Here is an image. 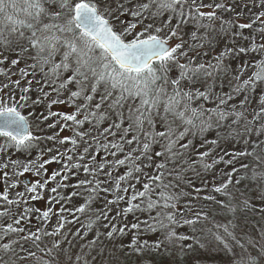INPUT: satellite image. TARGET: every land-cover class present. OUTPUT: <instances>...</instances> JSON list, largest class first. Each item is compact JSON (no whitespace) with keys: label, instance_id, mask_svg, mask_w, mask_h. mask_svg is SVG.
<instances>
[{"label":"snow or ice","instance_id":"obj_1","mask_svg":"<svg viewBox=\"0 0 264 264\" xmlns=\"http://www.w3.org/2000/svg\"><path fill=\"white\" fill-rule=\"evenodd\" d=\"M203 253L264 264V0H0V264Z\"/></svg>","mask_w":264,"mask_h":264},{"label":"rangeland","instance_id":"obj_2","mask_svg":"<svg viewBox=\"0 0 264 264\" xmlns=\"http://www.w3.org/2000/svg\"><path fill=\"white\" fill-rule=\"evenodd\" d=\"M245 2H247V0H245ZM253 11H256V9H253ZM205 51H208V49H205ZM212 55H213V53L209 52V57H211ZM68 134H70V133H68ZM69 147H70V145H69ZM37 151H39V149ZM15 155L16 154L13 153L14 157H15ZM46 167H49L50 171H55V170L58 169L59 166L57 164L53 163L52 165L46 166ZM23 179H29L30 182H31V181H34L35 177L31 173H26ZM52 186H54V182H53ZM41 203L42 202L33 201L32 205L35 206V207H40ZM130 219H131V217H130ZM161 260H162L161 257H159V256L156 257V261L157 262H160ZM132 264H135V258L134 257H133V260H132ZM145 264H147V261H145ZM199 264H222V262H221L219 257L214 256L213 254L203 253V254L200 255Z\"/></svg>","mask_w":264,"mask_h":264},{"label":"flooded vegetation","instance_id":"obj_3","mask_svg":"<svg viewBox=\"0 0 264 264\" xmlns=\"http://www.w3.org/2000/svg\"><path fill=\"white\" fill-rule=\"evenodd\" d=\"M24 180H25V182H27V183H31V182H33V181L30 182L29 179H24Z\"/></svg>","mask_w":264,"mask_h":264}]
</instances>
